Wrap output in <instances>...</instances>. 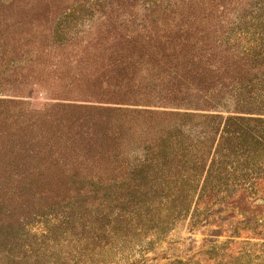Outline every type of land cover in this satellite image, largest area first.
Returning a JSON list of instances; mask_svg holds the SVG:
<instances>
[{"label": "rangeland", "instance_id": "374dc122", "mask_svg": "<svg viewBox=\"0 0 264 264\" xmlns=\"http://www.w3.org/2000/svg\"><path fill=\"white\" fill-rule=\"evenodd\" d=\"M249 47L263 53L264 0H0V99L40 114L62 103L264 118V56L244 67L224 57ZM97 53L89 76L80 72ZM88 78L93 87L76 92ZM237 78L247 85L241 108L229 91ZM15 107L0 119L20 122ZM9 170L0 171V264H264V196L245 177L203 192L200 175L188 189L147 197L89 182L36 188ZM144 202L163 205L159 218Z\"/></svg>", "mask_w": 264, "mask_h": 264}, {"label": "trees", "instance_id": "16d2710c", "mask_svg": "<svg viewBox=\"0 0 264 264\" xmlns=\"http://www.w3.org/2000/svg\"><path fill=\"white\" fill-rule=\"evenodd\" d=\"M261 51L260 47L232 49L224 57L244 67L254 56H264V49ZM86 61L89 70L80 72L89 76L90 65L96 66L102 59L97 53ZM178 76L181 84L183 79ZM75 87L83 94L84 87L93 85L88 78ZM246 87L238 78L237 84L229 87L237 108L247 104L246 99H239ZM160 93L161 88L153 99L163 98ZM116 96L121 101L123 95ZM18 103L0 99V114L16 106V112L26 115L20 122L12 120L13 124L8 122L11 117L0 119V171L7 166L13 169L17 184L26 179L31 187L47 186L57 191H78L87 182L90 187L110 184L145 189L149 197L155 189H172L168 185L188 189L200 175L204 177L203 192L220 190L227 186L229 176H239L242 181L247 178L244 182L251 193L264 196V173L254 172L258 162L264 163V118L253 117L249 111L223 116L60 103L40 114L23 111ZM3 126L5 133L1 131ZM117 159H123V163L111 167ZM117 169L123 172L108 176ZM217 177L225 181L214 183ZM152 206L149 210L159 218L163 205ZM173 210L172 206L166 209L164 214L169 213L164 220L172 219Z\"/></svg>", "mask_w": 264, "mask_h": 264}]
</instances>
